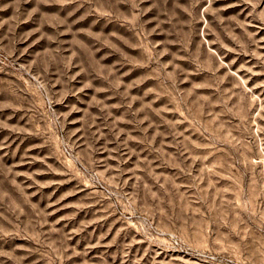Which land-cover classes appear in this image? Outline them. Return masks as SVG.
Wrapping results in <instances>:
<instances>
[{
    "label": "rangeland",
    "instance_id": "obj_1",
    "mask_svg": "<svg viewBox=\"0 0 264 264\" xmlns=\"http://www.w3.org/2000/svg\"><path fill=\"white\" fill-rule=\"evenodd\" d=\"M0 264H264V0H0Z\"/></svg>",
    "mask_w": 264,
    "mask_h": 264
}]
</instances>
